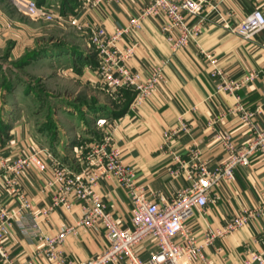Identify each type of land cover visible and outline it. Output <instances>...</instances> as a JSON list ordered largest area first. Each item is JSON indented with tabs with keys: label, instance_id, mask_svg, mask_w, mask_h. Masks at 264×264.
<instances>
[{
	"label": "crops",
	"instance_id": "0c3cea01",
	"mask_svg": "<svg viewBox=\"0 0 264 264\" xmlns=\"http://www.w3.org/2000/svg\"><path fill=\"white\" fill-rule=\"evenodd\" d=\"M43 1L54 3L55 14L63 19L57 23L73 26L83 32L81 36L86 40L85 45H89V42L83 24L98 23L103 30L112 32L137 14L141 7V0L104 3L96 8L85 7L86 0ZM207 1L215 3L218 12L207 14L208 7L205 6L200 15L186 18L191 24L201 21L202 30L196 44L191 43L185 49H171L160 29L164 23L162 15L144 19L138 31L131 32L120 41V46L132 42L137 46L135 54L128 61L131 70L147 76L152 68L162 66L164 82L156 85L145 100L134 103L132 98L120 114L113 115L110 111L93 113L96 128L85 131L81 126L82 131H76V135L71 137L77 139L75 142L72 139L56 142L46 138L41 141L27 118L19 111L12 114L10 121L2 123L1 154L10 160L41 149L45 150L39 157L42 163L48 164L51 158H55L76 170L86 161L88 147L110 132L109 146L119 150L120 162L132 169L136 185L144 191L148 200L156 203L161 196L174 198L188 185L181 172L175 176L169 174L170 170L178 167L173 155L177 154L180 160L188 162L189 151L196 146L200 152L199 159L207 164V168L218 167L224 160V153L214 141V133H229L233 141L240 145L247 138L249 128L236 113L226 114L219 122L215 121V117L233 108L236 97L239 104L250 111L264 99V30L249 39H243L230 31L254 9L264 12V0ZM69 49L72 53L67 56V62H80L83 70L81 75L88 80H96L93 71L97 65L94 50H88L87 47L85 50L77 47ZM200 51L211 53L218 60L220 69L232 80H239L250 71L258 74L253 81L240 85L234 91L235 95L216 91L218 80L211 76L212 67ZM263 120L264 115L256 116L255 124L260 126ZM181 122L188 127V131H179L165 142L164 131L176 128ZM50 174L49 168L42 171L31 166L18 178L23 197L29 200L40 215L54 191L53 187L47 186ZM234 175L233 180H225L217 189L218 192L210 195L203 212L189 221L195 234L200 235L208 226L221 227L227 218L243 209H256L264 204L262 158H253L249 166L236 168ZM95 191L107 203L117 224L128 225L130 202L117 179L110 176L100 180ZM217 196L220 198L216 199ZM18 203L19 198L7 188L0 176V207L12 213ZM82 215L81 204L73 203L70 210L54 209L47 216H41L39 227L44 234L55 235L63 227L73 225ZM28 218L25 217L24 224H28ZM214 242L204 249V255L212 264H243L249 252L259 253L264 247V212L248 225ZM106 247L104 230L95 224L93 228H78L75 234L68 235L60 251L79 261L94 257ZM40 248L41 243L23 234L18 221H14L2 242L7 259L4 260L0 253V264H53L35 255ZM156 249L150 237L135 247L142 260ZM114 264L127 263L118 259Z\"/></svg>",
	"mask_w": 264,
	"mask_h": 264
},
{
	"label": "built area",
	"instance_id": "2783aa9c",
	"mask_svg": "<svg viewBox=\"0 0 264 264\" xmlns=\"http://www.w3.org/2000/svg\"><path fill=\"white\" fill-rule=\"evenodd\" d=\"M14 4L27 16L33 19L57 21L62 17L46 5H40L36 0H12ZM121 0H86L85 7L96 8L104 3L119 4ZM208 7V13L218 12L215 3L207 0H141V7L137 14L131 16L121 27L112 32L103 30L98 23H85L88 42L94 48L96 66L94 73L111 94H117L123 88L133 93V102L145 100L156 85L163 83L162 66L152 68L147 76L133 71L128 61L135 54L136 45L130 43L120 46V41L133 31H138L141 23L148 17L162 15L164 23L160 26L171 49H185L197 41L201 33V21L188 23L187 16H198ZM264 30V12L254 9L237 25L230 29L243 39L252 38ZM209 61L212 69L211 76L218 80L216 91L235 95V90L244 83L255 79L258 72L250 71L239 80H232L218 66V60L205 51H200ZM90 67V66H88ZM264 75V74H263ZM239 114L240 120L248 126L249 133L240 145L236 144L231 134L216 131L213 139L224 153V160L218 167L207 168V164L199 159V149L195 146L189 151V161L184 162L177 154L173 160L178 167L170 170L175 176L182 173L188 185L172 199L162 196L159 202L148 200L147 195L135 183L134 173L128 166H124L119 159V150L109 146L110 132L100 141L88 147L84 164L76 170L61 163L55 158L45 164L39 157L45 150H34L26 156H17L8 160L0 152V176L7 188L19 198L17 207L12 213L5 212L0 207V253L5 260L7 255L2 249V242L8 236L14 221H18L20 231L41 243L36 256H42L53 264H114L118 259L127 264H212L204 255V249L213 245L216 239L225 237L228 233L248 225L253 219L264 212V204L256 209H243L232 215L221 227H206L200 235L195 234L189 221L193 216L201 214L208 204L210 195L218 192L222 182L235 178L234 170L241 166H249L253 158L264 160V120L261 125L255 124L256 116L264 115V99L256 104L253 111L245 109L236 97L233 108L220 113L215 121H221L226 114ZM179 131H188V127L181 122L179 125L163 133L164 141ZM35 166L40 170L49 168L50 180L47 186L53 187L49 203L45 210L37 213L29 200L22 195L18 182L21 173L27 168ZM114 177L125 190L130 202V217L128 225L120 226L108 209L107 203L95 191L96 184L107 177ZM220 198L219 196L216 199ZM212 198L211 200H213ZM81 204L83 213L73 225L65 226L55 235L44 234L39 224L41 216H47L54 209L70 210L73 203ZM29 216L28 224H24ZM99 224L104 230L107 247L87 260H74L60 251L62 242L78 228L90 229ZM146 237L154 240L157 249L145 260L139 258L135 247ZM264 264V247L259 253H248L243 264Z\"/></svg>",
	"mask_w": 264,
	"mask_h": 264
},
{
	"label": "rangeland",
	"instance_id": "374dc122",
	"mask_svg": "<svg viewBox=\"0 0 264 264\" xmlns=\"http://www.w3.org/2000/svg\"><path fill=\"white\" fill-rule=\"evenodd\" d=\"M36 1L53 9L52 1ZM82 33L56 20L33 19L12 0H0V124L21 111L41 141H70L81 126L94 129L93 113L124 110L133 97L129 89L111 94L98 78L81 75L80 62H67L70 47L94 50Z\"/></svg>",
	"mask_w": 264,
	"mask_h": 264
},
{
	"label": "trees",
	"instance_id": "16d2710c",
	"mask_svg": "<svg viewBox=\"0 0 264 264\" xmlns=\"http://www.w3.org/2000/svg\"><path fill=\"white\" fill-rule=\"evenodd\" d=\"M38 4L43 5L41 1H40ZM132 96H133V95H132ZM133 97H134V96H133ZM133 97H132V98H133ZM132 98L130 99V101L132 100ZM130 101H129V103H130ZM129 103H128V104H129ZM126 107H127V106H126ZM126 107H125V108H126ZM125 108H124V109H125ZM123 111H124V110H123ZM121 113H122V111H121ZM1 129H2V124H0V130H1ZM51 136H53V135H51ZM50 140L53 141V140H54L53 137H51Z\"/></svg>",
	"mask_w": 264,
	"mask_h": 264
}]
</instances>
